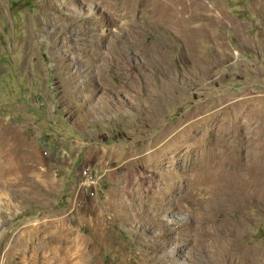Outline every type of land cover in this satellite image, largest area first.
<instances>
[{"label":"rangeland","instance_id":"1","mask_svg":"<svg viewBox=\"0 0 264 264\" xmlns=\"http://www.w3.org/2000/svg\"><path fill=\"white\" fill-rule=\"evenodd\" d=\"M126 1L0 0V264L264 255V0Z\"/></svg>","mask_w":264,"mask_h":264},{"label":"bare ground","instance_id":"2","mask_svg":"<svg viewBox=\"0 0 264 264\" xmlns=\"http://www.w3.org/2000/svg\"><path fill=\"white\" fill-rule=\"evenodd\" d=\"M147 1L148 0H127L125 3L127 6L132 5L135 9H138L139 11L140 10L145 11L149 7L147 4ZM150 1H151V4H149V5H151L152 9L154 10V11L151 10L154 13L152 16H156L155 11H156V14L158 12L159 16L162 18V19L157 18L160 22L167 24L171 27H173V26H175V24H177L178 26H176V27L179 28L177 30L180 32L181 30L185 31V29L187 31V25H185V26L181 25L180 26V24H178V21H181V20L187 21L188 19L196 21V23L194 25H193V23L192 24L190 23L192 25L190 27V29H191V31H193V33L195 35H198L200 37L201 36L204 37L203 33H205V31H208L209 25L213 21V19L215 18V12L218 9L217 5L215 4L217 2V0H150ZM209 32H210V30L208 31L207 35H209ZM7 129L8 128H5V127L3 129V125L0 124V146H1V148H6L7 144L16 143V141H14L15 138L13 140L14 133H13V130H11V129L8 131V134H9L8 137L5 139L2 138L4 130H7ZM6 141H8V143H6ZM9 146H11V145H9ZM1 158H3V157H1ZM137 161H139V160H137ZM133 163H134V161H133ZM14 165H16V164H14ZM0 168L2 170H4L8 167L4 166V164L0 160ZM10 168L16 169V168H14V166H10ZM10 168H9V170H10ZM1 173H2V171H1ZM45 174H46L45 170H40V171H38L37 176H39L40 178H44ZM37 234L38 233L36 232L35 236H37ZM15 243H16V241H15ZM239 252H240V250H239ZM245 252H246L245 255H243V254H242L243 256L241 255L243 261L248 260L250 262V263L248 262V264H264V255L263 256H254L249 251H245ZM42 258H47V256L43 255ZM33 259H35V257ZM27 264H32V263L28 262Z\"/></svg>","mask_w":264,"mask_h":264}]
</instances>
